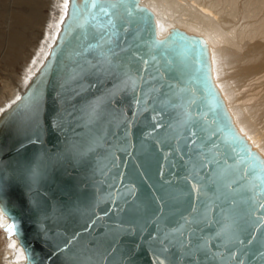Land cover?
Segmentation results:
<instances>
[{"label":"water","instance_id":"water-1","mask_svg":"<svg viewBox=\"0 0 264 264\" xmlns=\"http://www.w3.org/2000/svg\"><path fill=\"white\" fill-rule=\"evenodd\" d=\"M75 2L83 4L84 0ZM105 2L115 3L117 0ZM136 2L139 8L133 11L130 19L124 17L122 9L119 10V16L127 26V32L121 33L127 49L124 55L130 57L132 53H138L148 59L149 75L156 74L157 70L164 74L154 83L174 87L170 90L171 104L156 103L154 97L148 110L140 113H135L130 107V97L117 101V106L123 104L125 111L124 122L117 130L118 143L127 148L126 152H116L119 159L115 162L103 159V149H100L95 159L82 164L58 155L64 145L50 128L39 144L28 143L26 133H18V128L26 125V111L15 110L25 102L24 98L32 92L42 96V114L47 122L60 94L65 92L66 70L80 31L72 16L74 0L70 2L56 42L21 94V100L0 116V166L11 172L31 165L45 173L31 188L23 183L14 188L2 204L7 209L8 224L15 222L18 225L16 236L26 252V264H71L68 253L61 252L60 248L71 241L68 244L70 253L86 240L101 238L105 226L113 220L119 219L126 224L132 220L146 225L142 233L146 240L157 225L162 229L181 223V215L186 214L189 208L185 181L188 156L185 153L193 150L188 145V131L193 126L201 136L212 134L215 144L209 141L204 149L209 159L213 154L217 158L226 153L232 157L229 163L233 170L222 182L236 181L233 185L235 191L224 195L236 201L235 211L243 217L241 222L248 229L243 233L245 240L249 233L255 236L251 244L241 245L233 241L232 250L238 251L232 264H237L240 258L244 264H264V257H260V252L264 251L261 245L264 227L246 215L255 208L259 216L261 210L256 205L259 200H264V195L259 189L252 190L257 183L255 178L240 179L244 163H235L244 158L246 148L264 158L239 132L214 83L205 39L180 28H174L159 38L154 13L140 4V0ZM69 25L72 26L71 32L67 31ZM153 37L171 43L167 48L153 47ZM136 63L138 65L139 61ZM164 90L169 92L167 88ZM100 92V87L81 89L72 102L84 107ZM157 95L160 100L165 99L162 94ZM189 108L191 119L185 115ZM21 142H24V147L17 151ZM221 167L210 165L209 171H218ZM110 194L118 197L116 203L122 206V211L115 210ZM160 195H164V201L157 199L152 202ZM159 205L163 207L158 210ZM219 218L217 215L216 219ZM88 226L89 230L85 231ZM139 235L141 233L133 232L124 236L120 245L125 250L133 249ZM128 264H153L148 243L135 252Z\"/></svg>","mask_w":264,"mask_h":264},{"label":"snow or ice","instance_id":"snow-or-ice-1","mask_svg":"<svg viewBox=\"0 0 264 264\" xmlns=\"http://www.w3.org/2000/svg\"><path fill=\"white\" fill-rule=\"evenodd\" d=\"M68 7L65 0V14ZM138 8L136 0H117L115 3L84 0L83 4L74 0L72 16L80 31L76 36L66 70L63 85L65 92L60 94L57 106L47 122L42 114V96L36 92L24 98L25 102L15 110L26 111V125L18 128V133H26L28 143H42V136L50 128L61 138L64 145L59 156L83 164L95 159L98 150L103 149V159L115 162L119 159L116 156L117 151H127L126 147L118 143L117 130L124 122L125 111L123 104L117 106V101L130 97L128 102L135 113L147 111L149 102L154 97L156 103H172L170 90L174 86H157L154 83L157 77L163 78V72L157 70L156 74L149 75L146 67L150 63L148 59L140 57L138 53H132L130 57L124 55L127 49L121 33L127 32V26L120 18L119 10L122 9L124 17L130 19L133 11ZM67 31H72L71 25ZM151 43L153 47L167 48L171 41H159L153 37ZM136 61H139L138 65ZM152 61H155V57H152ZM168 63L171 64L172 61ZM96 87H100L101 92L86 106L80 107L72 102L81 89ZM165 88L169 89V92H165ZM157 94H162L165 99L160 100ZM16 100H21V97L17 96ZM185 115L189 119L192 118L190 108L186 110ZM152 118L155 119V116ZM188 138V145L193 149L191 153H185L188 156L185 181L188 185L189 208L186 214L181 215L182 222L162 229L157 225L146 240L142 235L146 225L132 220L127 224L119 219L113 220L105 226L101 238L86 240L70 253L68 244L71 241L60 248L61 252L68 253L67 258L71 264H128L135 252L145 243H148V250L152 253L153 264H165L166 261L167 264H232L237 259L238 251L232 250L233 241L241 245L252 243L255 239L252 233L248 234L247 240L243 236L248 229L246 224L241 222L243 217L235 211V199H228L224 195L235 191L233 185L236 181L222 182L227 173L233 170V165L229 163L232 157L226 153L217 158L216 154H213L209 159L204 149L209 141L215 144L212 134L201 136L194 130V126L189 128ZM23 147L24 142H21L17 151ZM243 157L241 161L235 162L244 163L240 179L255 178L257 183L252 190L259 189L264 195V159L252 154L248 148L244 150ZM210 165L222 167L218 171H209ZM44 174L31 165L23 170L11 172L0 166V218L7 211L2 204L14 188L19 187L21 183L31 188ZM110 198L115 210L122 211V206L116 203L118 197L110 194ZM157 199L164 201L165 197L160 195L153 198L152 202ZM162 207L163 205H159L158 210ZM256 207L261 210L259 216L256 215L255 208L246 215L255 219L260 227H264V200H259ZM105 214L107 215V212ZM217 215L219 219H216ZM89 228L90 226L86 227L85 231ZM6 231L11 238L17 234L18 225L15 222L7 224ZM133 232L141 235L137 237L133 249L125 250L120 245V240ZM261 245L264 247V241H261ZM260 257H264V251L260 252ZM237 264H244L243 258H240Z\"/></svg>","mask_w":264,"mask_h":264},{"label":"bare ground","instance_id":"bare-ground-1","mask_svg":"<svg viewBox=\"0 0 264 264\" xmlns=\"http://www.w3.org/2000/svg\"><path fill=\"white\" fill-rule=\"evenodd\" d=\"M17 1L0 0L3 7L0 9V25L6 24L0 45L11 42L12 46L18 33L9 29L25 22L23 14L14 15L10 11L9 7L14 4L20 6L24 3ZM70 2L67 0L69 6ZM64 3L65 0H51L47 17L31 14L29 21L32 25L37 24L41 17L46 20L42 29L44 34L33 46L34 51L30 52L28 61L23 57L27 62L22 74L17 75L15 86L11 88L4 82L0 89V116L14 104V100L17 101L16 97L21 96L47 58L62 28L61 17L64 22L68 15L69 7L65 14ZM35 4L37 8L43 0ZM140 4L154 13L159 38L174 28H180L205 39L214 83L239 132L264 158V0H140ZM37 12H40L39 8ZM11 48L13 53L9 51L7 57L15 66L20 52L16 46ZM8 222L9 218L4 214L0 218V264H26V252L19 238L16 235L9 238L6 231ZM13 244L14 247L11 246Z\"/></svg>","mask_w":264,"mask_h":264},{"label":"rangeland","instance_id":"rangeland-1","mask_svg":"<svg viewBox=\"0 0 264 264\" xmlns=\"http://www.w3.org/2000/svg\"><path fill=\"white\" fill-rule=\"evenodd\" d=\"M18 1H23L25 4L22 3V4H20V6L19 5L16 6V4H14L13 6H11L9 8H10V11H12L11 13H14V15L15 14L16 15L23 14L25 16V22L22 21V23L19 27L15 26L9 30L15 31L18 33V35H16L18 37V39H17V37L15 38L14 44L12 46H16L17 50L19 49V52H20L19 56L22 58L19 57V60H16L17 65L13 66V63L10 64V61H9L7 56H8V54H10V52L12 50L11 42H6L5 45L3 43H1V45H0V89L4 86L3 85L4 82H7L11 88H13L15 86L13 84H15V81L17 79V75L22 74L23 66L26 64V62L30 58L29 55H31V53L34 51L33 46L38 43L39 39H42V36L44 34L42 29H44V26L46 25V20L41 17L39 19V21H37L38 25L35 23L32 25L31 21H29L30 17L32 15H35V14L36 15L42 14V15L47 17V15L50 12L49 2L51 0H43V4H41V6H37V8L35 6L36 5L35 2L36 1L40 2V0H18ZM41 3H42V1H41ZM42 5H44V6L42 7ZM33 7L36 8L35 12H32L33 9H35ZM2 8H3L2 4H0V9H2ZM38 8L40 9V12H37ZM16 9H18V10H16ZM4 30H6V24L5 23L0 25V34H2V35H0V37L5 35ZM6 45H8V46H6ZM16 49H15V51H16ZM22 49L25 51H23ZM11 53H13V50ZM23 57L27 61L24 60ZM10 83H11V85H10ZM1 92H3V91H1ZM0 105H1V102H0Z\"/></svg>","mask_w":264,"mask_h":264}]
</instances>
